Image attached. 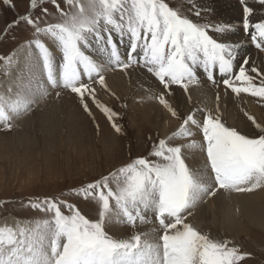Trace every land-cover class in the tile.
<instances>
[{
    "label": "snow or ice",
    "instance_id": "6c2138e0",
    "mask_svg": "<svg viewBox=\"0 0 264 264\" xmlns=\"http://www.w3.org/2000/svg\"><path fill=\"white\" fill-rule=\"evenodd\" d=\"M66 2L75 11L70 14L61 10L64 17L61 22L40 27L31 13L20 16L17 21L31 25L37 34L51 36L58 44L62 62L57 72L52 52L39 39L35 41L52 87L70 88L82 98L88 92L94 98L95 90L81 81V67L89 79L95 74L99 83L105 84L101 66L82 50V45L89 44L91 35L106 51L110 45L109 55L114 64L127 68L140 57L148 72L153 73L166 89L177 84L187 91L189 84L197 82L194 66L200 64L213 83V70L218 67L227 77L222 81L226 88L236 95L248 93L264 100V79L255 83V77L243 66L239 67L238 74H234L238 46L213 39L208 34L209 25L193 22L178 9L170 7L166 0ZM4 3L11 4V0H4ZM37 3L38 0H31V7L36 8ZM260 3L264 4V0ZM244 12V30L253 28L251 39L257 48L264 50V20L250 24L248 16L252 9L245 7ZM228 27L217 26L216 31L224 32ZM113 31L121 38L125 34L130 38L127 63L120 58ZM247 63V60L243 61V64ZM251 71L258 73L255 67ZM158 99L173 116H178L163 94ZM28 103L18 99L7 108L19 114L21 110H27ZM97 105L110 120L116 115L99 102ZM84 107L88 110L87 104ZM248 118L259 129L260 134L255 138L225 126L218 115L208 113L201 123L195 119V113H191L183 118L180 128L168 139L191 137L189 123L199 126L205 141L203 150L207 168L215 185L224 190L251 192L264 187V126L254 117ZM9 120L5 103L0 101V121L7 123ZM7 126L11 127L10 124ZM113 127L117 132L121 131L115 123ZM185 147L198 145L195 141L171 145L167 139H161L153 145L151 153L159 160L134 159L109 176L80 189L86 199L91 196L96 200L99 207L96 220L86 218L73 205H67L70 214L65 215L59 203L45 200L44 211L53 213L51 219L37 222L34 228L0 227V264H238L247 254L241 253L237 246L213 239L185 222L184 214L201 196L215 195L216 190L207 183L205 173H194L185 163L182 154ZM110 180H115V190L110 186ZM32 206L40 207V204L33 203ZM148 211L155 214L163 230L157 243L142 240L139 233H133L127 239H115L105 231V221L110 214L118 223L135 227L137 220L145 221L143 214ZM45 240H48L47 245Z\"/></svg>",
    "mask_w": 264,
    "mask_h": 264
},
{
    "label": "rangeland",
    "instance_id": "374dc122",
    "mask_svg": "<svg viewBox=\"0 0 264 264\" xmlns=\"http://www.w3.org/2000/svg\"><path fill=\"white\" fill-rule=\"evenodd\" d=\"M166 2L193 22L209 25L208 34L213 39L232 45L226 30L216 31L217 26L225 24V17L221 7L218 3H214V0H166ZM237 3L241 9L242 34L245 7L252 9V13L248 16L250 24L264 20V4H261L260 0H244L243 3L237 0ZM45 9L47 12L44 11ZM61 10L70 14L75 11L66 0H55V3L52 0H38L34 9L31 7V0H11V4L0 0V93L7 91H1L2 84L15 82L9 79L12 75L17 76L14 72L19 65L18 56L22 52H26L29 48L38 51L35 46L37 39L49 48L51 36L37 34L35 29L24 21L17 23L19 17L31 13L40 27H46L64 19ZM254 31L253 28H249L250 37ZM114 34L118 35L113 31L112 36ZM104 35L107 36L108 33ZM122 38H128L129 44L130 38L127 34ZM92 39L96 41L94 36L90 35L89 41ZM243 40L249 41L247 31L243 34ZM118 45L121 49L125 48L123 42ZM253 47L251 52L244 56L243 53L239 54L237 48L234 73L243 66L249 75L255 77L254 82L259 84L260 80L264 79V63L259 59L261 57L259 54L264 55V52L256 46ZM82 50L88 55L87 46L82 45ZM137 60V63H132L127 68L117 67V70H122L130 78V82H133L131 90L126 89V92L125 89L113 90L105 75H103L105 84L101 85L99 77L92 79L97 76L95 74L92 80L86 74L89 80L83 81L89 88L95 90L94 98L88 92H85L82 98L70 88L62 86L54 88L50 93L46 91V94L44 89L37 87L36 93L41 98L39 102L32 105L28 103L26 111L21 110L19 114L14 115L13 121L9 120L0 126V227L34 228L37 222L51 219L53 213L44 211L45 200L59 203L65 215L70 214L67 205H73L86 218L98 219L99 207L96 200L91 196L86 199L79 190L104 176H109L134 159L144 157L151 161L159 160L151 153L153 145L161 139H167L171 145H187L191 141L197 144L205 143L202 131V139H199L197 133L191 137L168 139L180 128L183 118L188 114L195 113V119H199L201 123L208 113L213 116L218 114L225 126L236 128L241 134L250 138L260 134L259 129L248 117H254L257 123L264 126V100L248 93L236 95L223 84V79L227 77L220 76L221 73L219 77L213 76L215 83L207 79L208 75L196 78L197 82L194 83L208 84L214 96L216 98L219 96L218 107L222 108V110L219 108L212 110L211 107L203 109L198 108L199 104L194 100L189 88L185 91L177 84L164 88L158 78L144 67L143 60L140 57H137ZM244 60L248 61L246 65L243 64ZM252 67L257 68L259 74L252 72ZM214 70L219 72L218 67ZM144 74L155 80L157 87H148L145 84L147 79L144 78ZM235 74H238V71ZM43 84L40 83L41 86ZM149 88H152L151 91ZM174 90H177L178 95L175 93L174 96H170V92ZM148 92L151 93L150 101L166 109L167 119L164 116L160 124L145 118L146 103L143 94L146 95ZM161 94L178 116H173L171 111L160 103L158 97ZM97 102L110 108L116 115L110 120ZM85 104L88 110H85ZM196 107L200 110H196ZM114 123L121 128L120 132L113 127ZM8 124L11 125L10 128ZM191 149L185 147L182 153L188 167V161L192 157ZM110 186L115 190V180H110ZM215 189V195H203L206 196L203 198L205 201L200 199L184 214L187 217L185 222L213 239L229 241L230 246H237L241 253L247 254L238 264H264V227L258 228L242 220L237 224L236 221L230 219L232 221L230 222L229 218L225 217L216 222L209 218H199V220L193 217L198 213L199 208L206 207L210 199L219 192L234 193L232 190L218 187ZM260 194L261 206L264 208V190ZM33 203H39L40 207H33ZM112 203L114 207V201ZM148 212H151V218L144 222L137 220L135 227L127 223H118L116 217L110 214L105 221V231L115 239H127L133 233H139L142 235V240L149 241V237L155 240L154 230L160 226L155 214L152 211ZM216 215L221 217L220 213ZM150 231L154 232L148 234ZM162 231L159 230L158 234ZM146 234H148L147 239H145Z\"/></svg>",
    "mask_w": 264,
    "mask_h": 264
},
{
    "label": "bare ground",
    "instance_id": "6f19581e",
    "mask_svg": "<svg viewBox=\"0 0 264 264\" xmlns=\"http://www.w3.org/2000/svg\"><path fill=\"white\" fill-rule=\"evenodd\" d=\"M214 3H218V5L221 7L222 14L225 17L224 25L229 26L226 29V31L228 32L227 37L228 39H231L232 45L238 46L237 47L238 52L239 54L243 53L242 56H244L248 52H251V49L254 48L253 46H256V42H253V41L251 42L252 40L250 37L251 33L248 31L247 33L249 36V41L243 40V34H245L246 31L244 30L242 34V30H241L242 24L240 22L241 9L237 3V0H214ZM112 37H113V40L117 44V49H118V53L120 55L121 60L123 62H127L129 59L127 54L130 51L131 41L128 44V38L123 39L120 37L119 34L118 35L114 34ZM49 39H50L49 40V43H50L49 50L53 54L54 63L57 67V72H58L59 64L62 62L61 51L56 41L52 37ZM258 41H259V37L257 38V42ZM120 42L125 43L124 49H121L120 46L118 45ZM107 47L109 49L108 51L105 50L104 46H102L101 43H98L97 41H94L92 39L89 41V44L87 45V50H88L87 54L88 56L91 57L93 61H95L98 65L101 66V75H105L106 80L110 84L109 86L114 88L113 90L115 89L124 90L125 89V92H126V89L131 90V86L133 85L132 84L133 82L132 83L130 82L129 80L130 78L126 76L122 70L121 71L117 70V67H120L119 65L111 62L112 58L109 55L110 45ZM259 49L262 50L261 48ZM137 51L139 52L140 49L138 48ZM262 52H264V50H262ZM259 55L261 56L259 59H261L264 63V55L262 54H259ZM18 58L19 59L17 62L19 65L17 66L14 72V74L17 76L14 77V75L11 74L12 76L9 79L15 82L14 83L5 82L4 84L1 85L2 87L1 91H5V90L7 91H5L4 93H0V101H3L5 103L6 110L8 111V115L10 116V121H13V117L16 113L12 112L10 109L7 108L8 104L15 102L18 99L22 101L23 100L28 101L29 105H32V103L36 104L41 99L39 97V94L36 93L38 91L37 87L40 88L41 90L43 89L46 90L47 93H50L54 88H57V87H52L47 80L46 72L43 69V59H42V56L39 50L37 51L35 49L33 50L32 48H29L26 50V52H22L21 55L18 56ZM194 71H195L196 78L198 76L200 77L201 75H204V76L208 75V72L204 70L202 65H195ZM213 71H214L213 76L219 77L220 72H217L216 70H213ZM237 71H235V73ZM85 75L86 73L83 71V68L81 67V81L82 82L83 81L86 82V80H89L87 77L88 75L87 76ZM220 75L222 76L223 74H220ZM95 78H98V76H94V78L92 79H95ZM144 78L147 79V82H145V84L148 87L150 86L153 88L156 86L155 85L156 83H154L155 80H153L152 78H150L149 76L145 74H144ZM39 82L40 83L43 82L45 85L43 84L41 86ZM188 88L190 89L191 94L194 97V100L198 102L199 104L198 108L202 107L203 109L204 108L206 109L208 107H211L212 110L218 109V108L219 110H222L221 107H218V104H219L217 102L218 100L214 96V93L210 89V86L208 84H203L200 82L193 83V84H189ZM155 89H153V91ZM173 92L172 91L170 92V96H174L175 93L177 94V90H174ZM150 94L151 93L149 92L146 95L143 94L144 95L143 99L145 98L144 101L146 103L145 118L156 124H160V122L164 120L163 119L164 116H166V119H167V114L165 113L166 109L165 108L162 109L160 106H157L152 101H150L151 100ZM38 97L39 99H36ZM169 101L173 102V100H169ZM221 103H224V102H221ZM198 108L196 107V110ZM47 115L49 114L47 113ZM197 120L199 121V119ZM2 124H5V122L0 121V126ZM189 124L190 125L187 126L189 130L193 134L197 133L200 139L201 131H202L201 128L197 125H192L191 123ZM204 144H205L204 142H199L197 144L198 147H193L191 149L190 155L192 157L189 159L188 164H189L190 169L194 173H205L207 175V183L212 185V187L215 189L218 186L215 185L214 181L211 179L212 174L210 172V169L207 168L206 152L203 150ZM263 190H264V187L257 188L251 192H236V191H234V193L233 192L231 193L219 192L215 197L210 199L209 204H207L206 207L199 208L198 213L194 214L193 217H196V219L197 218L198 219L199 218L200 219L209 218L211 221H214V222L219 221L223 217H225V218H229L228 221H230V219L236 221L237 224L239 221L242 220L243 222H246L251 225H256L258 228H262L264 227V208L261 206L262 196L260 193L261 192L263 193ZM201 197L202 198L200 199L204 198L203 195ZM150 213L151 212H146L143 214L145 217V221L151 218ZM219 213L221 214L220 218H219V215H216ZM239 217L241 218L240 220H239ZM159 230H161V228H156V230H154L155 232L153 231L155 234V237H154L155 240H153L152 237H149V242H152V243L159 242V236L162 234V232L158 234ZM153 232L150 231L148 234H152ZM148 234H146L145 239H147ZM44 243L45 245H47L48 240H45Z\"/></svg>",
    "mask_w": 264,
    "mask_h": 264
}]
</instances>
